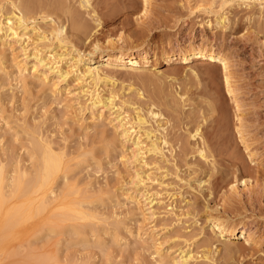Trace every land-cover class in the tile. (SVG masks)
<instances>
[{"label":"rangeland","instance_id":"obj_1","mask_svg":"<svg viewBox=\"0 0 264 264\" xmlns=\"http://www.w3.org/2000/svg\"><path fill=\"white\" fill-rule=\"evenodd\" d=\"M38 1L56 6L28 15L51 38L37 42L33 35L26 51L37 47L44 53L53 48L75 54L73 43L87 51L97 43L102 49L112 43L149 48L155 55L139 69L90 63L107 69L104 72L115 83L96 87L87 79L78 80L75 73L58 82L53 75L43 79L30 69L20 71L16 65L25 56V44L0 40L4 184L22 173L25 180L38 177L45 146L50 145L61 161L46 191L45 197L50 196L45 200L53 203L46 202L50 206L45 213L30 220L22 212L14 237L0 233V264H173L184 252L196 257L188 264H264V0H150L148 9L143 0H89L86 6L83 0H31V5ZM11 9L10 0H0L1 19ZM45 13L52 17L43 18ZM74 13L90 26V37L84 41L72 29ZM222 13L227 15L225 26L216 18ZM59 25H64L71 43L60 45L52 37ZM191 42L214 45L231 60L232 74L244 93L245 123L257 157L244 149L234 130L220 66L180 58L166 63L161 56L162 51ZM95 87L104 99L116 93V106L95 107L91 95ZM136 107L160 141H167L161 144L163 154L146 152L137 158L124 146L114 118L120 112L134 122ZM150 110L160 115L153 117ZM197 128L205 140L193 137ZM136 172L142 174L143 185L135 184ZM243 177L251 178L250 188L238 181ZM10 185H4L5 194L10 195ZM140 192L153 199L155 217L146 210L150 205L144 206ZM12 200L2 205V221L8 218L7 210L22 202ZM67 203L74 204L70 207L75 213ZM210 212L252 227L257 243L220 236ZM49 214L56 217L52 223ZM206 252L210 259L204 258Z\"/></svg>","mask_w":264,"mask_h":264},{"label":"bare ground","instance_id":"obj_2","mask_svg":"<svg viewBox=\"0 0 264 264\" xmlns=\"http://www.w3.org/2000/svg\"><path fill=\"white\" fill-rule=\"evenodd\" d=\"M149 1L150 0H143V2L145 4L144 5L145 9L146 8L148 9L147 6L149 4ZM241 1L242 2L243 1L248 2L250 0H241ZM86 3L89 4V0H83L82 1V4L85 6L88 5ZM223 3H224V1H223ZM249 4H250V2H249ZM10 5H11L12 9L9 12L7 11L6 14H4L3 19H1L2 15L0 16V40H2V42L5 41V42H9V43H12L11 41L23 42L25 44V46H23L22 50L23 51L25 50V52H24L25 56H24L22 61L17 63V65H16L17 69L20 71L30 69V70H32L33 74L37 75L39 73V76H41V77L43 76V79H47L50 75H53L54 76L53 78L55 80H57L58 82H61V81H65L70 74L75 73L78 80L84 82V80L87 79V80H89L88 83H94V85L96 87L99 85V83H102V82H106V83L109 82V83H112L114 85L115 83L113 81V77L110 76L109 74H107L106 72H104L107 69L104 70L103 68H98V66H93L90 63L101 62L102 65L106 66V68L129 66V68H132V69H139V68H142V67L144 68V67L148 66L147 64L149 61V57H151L152 54L155 55V53H154L155 51H151L149 48L148 49H142V48H137V47H127V48H125L123 46L117 47L115 44H112V43L110 45L108 44L109 46H107L106 48H103V49L97 43L94 46H92L93 49H89L88 51L79 49L78 44L73 43L72 44V48H74L73 50H77V52L75 54L71 53V51H68L67 49L62 51V52H56V51L54 52L53 48L51 50H49V53H44L42 49H38L37 47H34V51H32V52L26 51L25 47L29 46V42L32 39L33 35L35 36V38H37V42L38 41L46 42V41L50 40V38H51V37H49V35L46 34V32L44 30L41 31V29L37 25L32 23V22H35L34 21L35 17H32V16L29 17L28 15L31 13L33 15L34 10H36L37 8H39L41 10L42 9H44V10L50 9L49 11H53L54 7L56 8V6L54 4H52V2L48 3V2H44V1H43V3H42V1H38V3L36 5H35V3H34V5L33 4L31 5V0H30V2L26 1V0H18V1L10 0ZM51 8H52V10H51ZM83 8H84V6H83ZM49 11H47V12H49ZM78 13H80V12H78ZM71 16H72L71 17L72 18L71 19L72 20V29L75 30L76 34H78L77 35L78 39H80V41H84L85 39L90 37L89 31H88V29H89L88 27H90V26L86 23L87 21L85 22L83 19H81V16H79L78 14H75V13ZM46 17L50 18L52 16L49 15L48 13H45L43 18H46ZM216 18H217V22L221 26H225V24L227 23L226 22L227 15L225 13L217 15ZM30 20H31V22H29ZM96 20H98V19H96ZM89 30H91V29H89ZM51 34H52V37L57 39V41L59 42L60 45H62V44L64 45L66 43H71V40L68 38V34H67V31L65 30L64 25H59L58 27H54ZM72 38H74V37H72ZM49 47H51V46H49ZM56 55H57L58 59H57ZM161 56L164 58V61H166V63L173 62V60L180 58L183 61L207 60L210 63H215L216 65L220 66L221 70L224 72L223 86L231 98L230 104H232L231 105L232 113L230 116V120L233 123L234 130L239 135L241 142L244 145V149H246L251 156L257 157L256 146L250 138L249 129L247 128V124L245 123V114L246 113H245V108H244V105H245L244 104V97H243L244 93L242 95V92H240L237 79L232 74L233 73V71H232L233 65L231 63V60L228 58V55H226L221 50H219L217 47H215L214 45H211L209 43L202 42V43H199L198 45H194L191 42V43H188V44L184 45L183 47H180L179 49L174 50V51L173 50L162 51ZM83 61H86V62H84L82 64ZM30 63H31V65H30ZM96 87H95V89L91 90L92 91L91 95H92V98L94 100L93 103L95 104V107H99V110H100L103 106H106L108 104V105H111L112 108H114L116 106L115 99L117 97V94L111 93L110 96H108L106 99H104V98H102V96H100V91L98 89H96ZM161 87L160 88L157 87V88L161 89ZM161 93L163 94V92H161ZM138 94H139V96L140 95L142 96V93H138ZM124 103H125V101H124ZM135 109H137V112H136V117H135L134 122L131 121L130 119H128L127 116H122V113H120V112H119V114L117 113V115L114 118L116 120L114 127L119 129V131L121 132L122 139H123V142L125 144L124 146H128V148L130 149L131 156L137 157V158L141 155H144L146 152L153 153V154L155 153L157 155L163 154V148H162L161 144L163 142L166 143L167 141L166 140L160 141V137L155 133V131L151 128V126L149 127L146 125L148 123V121L145 118V116L141 114L142 109L137 108V107ZM216 109H218V108H216ZM150 112H151V115H153V117L160 115V113L152 111V110H150ZM100 115L101 116L103 115V110H101ZM158 126H159V124H158ZM159 128H160V126H159ZM212 131H213V129H212ZM196 135H200L201 136L200 138L202 140H205L204 139L205 137L201 133V131H199V128L196 129V132H195V134H193V137ZM142 136H144V138L147 140L145 141L144 138L142 139ZM213 139H214V137H212L208 140L210 142ZM209 142L207 141L206 144L212 145L213 142L212 143H209ZM38 144H39V142L37 143V145ZM49 146H45L44 150L41 149L42 154H41V157L39 158L40 159L39 160L40 166L38 167L39 171L38 170L36 171V173H39V176L36 177V175H35L36 178L32 177L31 179L25 180L26 175H24L22 173V174H19L20 176L16 177L14 180H12V182L10 181L9 183L4 184L3 173L1 170L3 168L0 167L1 168L0 169V218L2 215L1 214L2 208L4 207V206L2 207V205H5L8 200L11 201L13 198H14V200L16 198L22 199L21 203H19L18 205L16 204V206H18V207L7 210L5 212L6 218L8 217L7 219L4 218V221H2L0 219V233H3V235H1V236H3V238L4 237L7 238V237L11 236L12 232L14 233L13 230L19 226L18 223H19L20 217L24 216L23 215L24 212H25V214H26V212H27V214H29L28 215L29 217L25 215L26 217L24 219H26L27 217L30 219V218H32L30 216H33V215H36V218H37L38 214L41 215L43 210H44V212L42 214H44L46 207L48 209V206H50L53 203V202L51 203L50 201H52V200H50L49 201L50 205H46L48 203V201H46V200L49 198L50 195L48 194L47 195L48 197H45V196H46V191H49L47 189L49 187V184L51 182L52 177L56 173H58L59 170L61 169V161L57 157L58 154H54L52 152V150L49 148ZM215 147H217V146H215ZM215 147H213V148H215ZM199 152H200L201 156L204 158V156H205L204 155V152H205L204 149L203 148L199 149ZM141 175L139 172H136L135 184L136 183L140 184L143 182L144 179H142ZM238 181H240L244 187L246 186L247 188H250V186H251L250 185L251 178H249V177L248 178L243 177L242 179H240ZM236 182H237V180H236ZM10 183H11V185H10ZM7 184L11 186V188L9 186V188L11 189V191H10L11 196L7 194L8 192H6V194H5V192L3 190L4 185L8 186ZM142 185H143V183H142ZM231 189L234 190L238 195L239 191L236 190L234 184L231 186ZM51 190L54 192L53 189H51ZM61 190H62V188H61ZM250 191H251V189H250ZM140 193L139 194H140L141 198H143L145 196L144 193H142V192H140ZM6 195H8L9 197H7ZM137 195L138 194L135 193V197ZM69 196H71V195H69ZM236 196H235V199H238ZM252 196H254V195H252ZM10 197H12V199ZM45 198H47V199L45 200ZM9 201H8V203L10 204ZM143 201H144L143 204L145 207L148 204L150 205L149 207L146 208L147 211L149 209V214L152 215V216L151 215L150 216L155 217L156 212L152 209L153 199H151V198L149 199V197H145V198H143ZM257 202H258V200H257ZM68 205H69V207L74 206V204H72V205L68 204ZM65 206H66V204H65ZM10 207H12V206H10ZM69 209L72 210V212L74 211L73 210L74 208L70 207ZM70 210L68 212H70ZM55 213H57V212H55ZM55 213H52V214H55ZM74 213H75V211H74ZM21 215H23V216H21ZM60 215L64 216L65 214L61 213ZM49 216H50V214H49ZM91 216H93V214ZM57 217H60V216L58 215ZM209 217H210V220L212 221V226H213L214 230L218 231V234L220 236H229L231 238L244 239V242L247 244H251L252 242L257 241L256 232L252 230V227H249L243 223L228 222L225 219H223L220 215L215 214V213H211V212H210ZM49 218L51 220V219H55L56 217L51 218V216H50ZM49 218L46 217V220ZM66 219H65V222H66ZM46 220H45V223L47 222ZM24 221L26 222V220H24ZM54 221H56V220H54ZM48 223H52V220H51V222L48 221ZM12 236L14 237V235H12ZM15 236H16V234H15ZM194 258H196L194 254L184 252L179 257L177 262H175V263H177V264H188V262L193 260ZM204 258L210 259L211 258L210 252L204 253ZM174 261H175V258H174ZM158 263L160 264L161 262L159 261ZM175 263H173V264H175Z\"/></svg>","mask_w":264,"mask_h":264}]
</instances>
